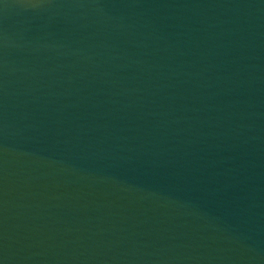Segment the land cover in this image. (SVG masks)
<instances>
[{
  "label": "water",
  "instance_id": "95a60500",
  "mask_svg": "<svg viewBox=\"0 0 264 264\" xmlns=\"http://www.w3.org/2000/svg\"><path fill=\"white\" fill-rule=\"evenodd\" d=\"M0 264H264V0H0Z\"/></svg>",
  "mask_w": 264,
  "mask_h": 264
}]
</instances>
